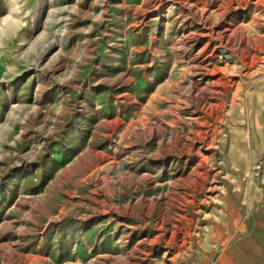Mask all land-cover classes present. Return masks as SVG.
Instances as JSON below:
<instances>
[{"label":"rangeland","instance_id":"obj_1","mask_svg":"<svg viewBox=\"0 0 264 264\" xmlns=\"http://www.w3.org/2000/svg\"><path fill=\"white\" fill-rule=\"evenodd\" d=\"M264 196V0H0V264H217Z\"/></svg>","mask_w":264,"mask_h":264},{"label":"crops","instance_id":"obj_2","mask_svg":"<svg viewBox=\"0 0 264 264\" xmlns=\"http://www.w3.org/2000/svg\"><path fill=\"white\" fill-rule=\"evenodd\" d=\"M217 264H264V196L249 210L244 231L221 249Z\"/></svg>","mask_w":264,"mask_h":264}]
</instances>
